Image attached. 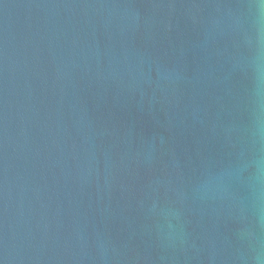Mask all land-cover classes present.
I'll return each mask as SVG.
<instances>
[{"label":"water","instance_id":"95a60500","mask_svg":"<svg viewBox=\"0 0 264 264\" xmlns=\"http://www.w3.org/2000/svg\"><path fill=\"white\" fill-rule=\"evenodd\" d=\"M0 264H264V0H0Z\"/></svg>","mask_w":264,"mask_h":264}]
</instances>
